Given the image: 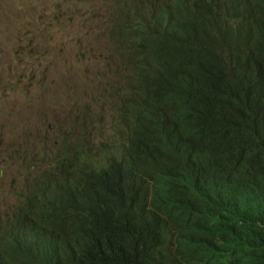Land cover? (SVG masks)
Segmentation results:
<instances>
[{
  "label": "trees",
  "instance_id": "1",
  "mask_svg": "<svg viewBox=\"0 0 264 264\" xmlns=\"http://www.w3.org/2000/svg\"><path fill=\"white\" fill-rule=\"evenodd\" d=\"M112 5L105 67L122 68L123 82L168 71L177 85L148 99L120 97L147 120L119 136L127 143L117 154L79 141L67 147L60 133L49 168L0 224V264H59L69 248L87 250L92 264H264V142L238 109L264 120V0ZM223 116L253 162L254 188L242 164L213 169L195 156L193 140Z\"/></svg>",
  "mask_w": 264,
  "mask_h": 264
},
{
  "label": "rangeland",
  "instance_id": "2",
  "mask_svg": "<svg viewBox=\"0 0 264 264\" xmlns=\"http://www.w3.org/2000/svg\"><path fill=\"white\" fill-rule=\"evenodd\" d=\"M112 2L0 0L1 217L85 110L103 121L97 140L112 128L115 66L105 67L102 50Z\"/></svg>",
  "mask_w": 264,
  "mask_h": 264
},
{
  "label": "clouds",
  "instance_id": "3",
  "mask_svg": "<svg viewBox=\"0 0 264 264\" xmlns=\"http://www.w3.org/2000/svg\"><path fill=\"white\" fill-rule=\"evenodd\" d=\"M111 15V14H109ZM107 18V17H106ZM110 27L108 24L107 41H109ZM170 29H174V23L170 25ZM249 45H240L238 48L246 49ZM122 68L115 66L113 71V79L116 82V87L109 89L110 103L112 105V122L107 134L102 135L100 140H97V128L103 124V121L98 119L97 115L85 110L81 116L73 123H70L64 130V134L68 133L69 141L68 146H72L76 141L84 144H89L93 149L103 150L105 155L117 154L119 147H123L127 143L125 139L120 138V135H129L135 128L141 129L146 126L147 118H136L132 115L121 101L120 97L125 92H133L140 99H148V97L154 93L157 89L172 82H175L174 74L171 72H163L161 74L152 75H131L126 82L121 81L120 71ZM177 85V84H176ZM187 93V90L181 91ZM243 118L247 119L249 125L252 128V132L258 133L257 135L263 139L264 142V120H262L259 114L248 108H239ZM117 124V125H116ZM168 141L176 142L169 139ZM64 145L63 141L58 144V150L60 146ZM195 149V156L199 162L205 163L208 167L213 169L234 168L237 165L242 164L246 174V180L253 187L255 182V173L253 162L239 154V140L233 130H231L229 124L224 119H221L219 125L215 126L212 130L207 131L199 135L192 143ZM58 150L54 153H57ZM129 153V151H127ZM132 155L129 153V157ZM49 162L40 165L39 169L43 172L49 168ZM39 179V175L36 180ZM35 179H31V182L25 183L22 187H34ZM21 188V189H22ZM254 188V187H253ZM20 189V190H21ZM20 190L15 194L20 192ZM259 193V192H258ZM261 195V193H259ZM16 200L13 206L8 210L5 216H0V224L5 220L11 219L16 214L14 209ZM158 261L155 257H146L139 259L136 264H156ZM56 263L59 264H92V258L90 253L82 248H69L63 251L57 258Z\"/></svg>",
  "mask_w": 264,
  "mask_h": 264
}]
</instances>
